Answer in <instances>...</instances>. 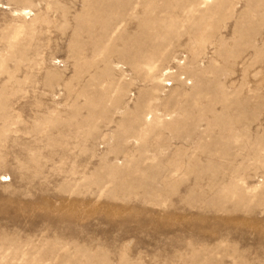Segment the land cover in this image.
Wrapping results in <instances>:
<instances>
[{"label":"rangeland","instance_id":"1","mask_svg":"<svg viewBox=\"0 0 264 264\" xmlns=\"http://www.w3.org/2000/svg\"><path fill=\"white\" fill-rule=\"evenodd\" d=\"M0 264H264V0H0Z\"/></svg>","mask_w":264,"mask_h":264},{"label":"bare ground","instance_id":"2","mask_svg":"<svg viewBox=\"0 0 264 264\" xmlns=\"http://www.w3.org/2000/svg\"><path fill=\"white\" fill-rule=\"evenodd\" d=\"M5 180H9V179H5Z\"/></svg>","mask_w":264,"mask_h":264}]
</instances>
